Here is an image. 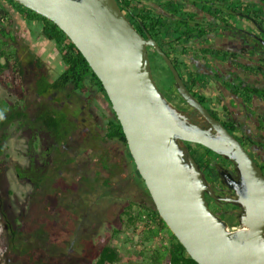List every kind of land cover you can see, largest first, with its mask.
<instances>
[{"label":"flooded vegetation","instance_id":"1","mask_svg":"<svg viewBox=\"0 0 264 264\" xmlns=\"http://www.w3.org/2000/svg\"><path fill=\"white\" fill-rule=\"evenodd\" d=\"M125 1L134 6L129 13L125 12L131 23L144 37L149 34L159 44L171 58L192 96L243 145L264 173V0ZM122 2H118L120 6ZM18 14L9 15L17 17ZM25 14L22 13L21 20L44 24L42 20H29ZM6 30L4 27V33ZM17 30L29 54L25 61L20 60L17 53L14 59L10 58L9 65L18 66L24 78L14 87L23 94L34 93L37 98L33 103L22 101L20 104L6 100L2 103L5 107H0V118L5 119L0 126V138L5 141L14 138L16 134L8 130L18 129L25 134L28 145L27 163L21 165L7 152L9 145L4 143L5 148L0 153V173L12 170L20 180L31 184L32 192L27 210L5 222L4 228L10 246L19 250L15 244L25 236L26 226L31 224L32 231L25 237L28 240L36 238L30 247L39 253L36 249L39 245L48 243L49 248L50 237L54 240V231L49 235V231L41 229V223L33 229L47 214L55 213L54 207L50 206L51 197L59 195L57 205L79 212L81 202L75 200L78 191L71 187L72 190L68 191L71 197L66 203V196H60L66 190L64 187L69 189L72 182L80 180L95 185L97 176L104 181L110 178L109 173H112L116 161L108 140H118L127 147L128 144L107 136L109 124L116 114L106 91L99 92L89 81L86 92L75 89L73 84L50 89L44 94L37 92L36 74L42 71L48 82H54L64 71V61L57 53L45 57L39 41L33 42L31 37H25L20 24ZM9 38L15 40L12 35ZM148 54L154 79L169 102L205 127L210 126L209 121L182 97L174 75L172 83L167 84L156 78V74L162 76L165 72L164 66L170 69L154 46H148ZM158 54L162 64L158 62ZM6 60L4 57V62ZM37 63L41 64L39 69H35ZM76 95L78 101L72 99ZM49 110L65 118L59 129L50 128L43 120L42 115ZM18 112L22 113L20 117ZM11 115L15 117L8 121ZM194 144L185 142L204 172L209 207L228 225H241L242 208L231 201L236 198V192L227 183V178H240L239 169L228 157ZM98 146L101 148L99 153L95 151ZM94 155L99 156L95 161ZM10 161L16 163L19 171ZM104 171L108 175H104ZM82 206L87 203L84 201ZM1 212L2 217L4 212ZM225 215L233 217L228 220ZM95 236L96 230L91 228L89 238ZM39 263H43L41 258Z\"/></svg>","mask_w":264,"mask_h":264},{"label":"water","instance_id":"2","mask_svg":"<svg viewBox=\"0 0 264 264\" xmlns=\"http://www.w3.org/2000/svg\"><path fill=\"white\" fill-rule=\"evenodd\" d=\"M13 1L54 22L86 58L110 99L155 208L191 258L199 264H264V173L192 96L151 35L138 31L117 0ZM148 46L163 57L182 97L210 126L165 97L154 79ZM185 142L236 164L240 178H227V183L236 192L231 201L242 208L239 229L231 231L210 209L204 172Z\"/></svg>","mask_w":264,"mask_h":264},{"label":"rangeland","instance_id":"3","mask_svg":"<svg viewBox=\"0 0 264 264\" xmlns=\"http://www.w3.org/2000/svg\"><path fill=\"white\" fill-rule=\"evenodd\" d=\"M135 2L136 4L138 3L137 1ZM8 9L10 12L5 16V18H0V27L3 29L5 27L7 29L6 31L9 32H0V42H5L2 47L8 49V52H11L8 54L11 59H14L15 56L19 55L20 60L25 61L28 58L29 52L28 47H26L25 43H23L24 41L20 39V32L17 30L19 24L22 26L20 23L21 21L19 22V20L13 16L17 13L16 10L10 6H8ZM9 14L13 15L10 16ZM26 28H28L31 32V36L29 37H31L33 42H38L39 40V42H43L41 47L42 50L40 51H43L45 57L54 53L60 54V49L55 45V43L47 41L46 38L42 36L41 23L37 24L35 22H29L26 23ZM11 35L14 36V41L9 38ZM25 37L28 36L25 34ZM7 43H11L12 46H8ZM158 57V62L162 64L163 61L161 60L162 58L159 54ZM3 61L4 57L1 59V62ZM55 63H58V61H55ZM12 67L18 66L13 65ZM63 68L65 69V63L63 64ZM164 68L165 72L162 76L161 74H156V78L164 84L172 83L173 77L171 72L165 66ZM6 71V73L0 75V107H5V104L3 105L2 103L6 100L15 104H20L22 101L33 103V101L37 98L34 93L32 94L31 92H27L23 94L20 91L15 90L14 86L21 81H24L22 75L20 73H14L11 68H8ZM8 73L9 76H12H10V78L14 81L13 86H8L7 83H4ZM27 81L29 83V78H27ZM160 82L159 85H161ZM72 99L74 101H78L79 97L76 95ZM8 131L9 133L16 135L14 138L5 141V144L9 145V150H7V152L12 155L11 157L13 159L18 160L21 165L26 164L27 155L25 153L28 145L25 134L22 130H14L13 128H10ZM108 141L111 147L112 157L116 161L113 163L114 167L112 173H109V176L112 177L111 183L106 185V183L99 178V176H97V184L95 185L93 183L83 182L80 180L78 183L75 181L74 183L72 182L71 185L69 184V189H67L68 187H64L67 191H63L60 196H66V203H69L71 197L69 192L72 189L70 188H75L78 191L75 200L81 202V208L80 210L78 209L79 212L76 210L73 211L70 208L64 209L57 205L59 195L51 197L53 201L50 206L54 207L55 213L47 214L41 222L45 221V227L50 230V232L54 231V240L50 237L49 248L47 246L48 243L44 245H39L38 243L37 246L39 245V248L36 249L40 254L36 252L35 248L33 251L31 249V252L35 254L31 255L33 256L32 261L28 260L29 253L23 252L21 247H19V250H14V252L12 250L10 251L9 235L7 230L4 228L5 222L10 221V219L14 216H18L22 210H27L32 186L26 180H20L12 170H8L7 173H0V264H81L82 262L90 264L94 263V257H96L95 255L98 252V249L101 248L102 244L106 242L114 243V240L116 244L124 243L125 248L132 256V260L134 259L133 264H149L146 257L147 255L142 256L143 258L137 257L140 250L145 249L138 241V233L144 229L143 222H139L135 229V233L131 227H127L120 219V217H122L123 220H127L126 215L122 213L128 203L124 197L129 193H132L131 197L134 200L137 199L138 201H141L144 197L142 192L144 193L145 188L135 162L130 154L129 148L126 145L121 144L118 140ZM194 145L197 146V144ZM95 149L97 153L101 150L100 146ZM98 157L99 156L94 155L93 161L98 159ZM104 175H108L107 171H104ZM66 177H69V175H66ZM91 184L94 186H91ZM145 198H149L148 193ZM115 200L119 201L117 202L118 204L115 203ZM84 201L87 203V206L85 207L82 206ZM38 202L39 200L37 199V203ZM148 204L151 206L152 203L148 200ZM90 205L92 206L89 207ZM140 209L141 207L134 205V213H137ZM1 211L4 212V216L2 217L1 215L3 214ZM85 211L86 213L84 214ZM97 214H100L107 219V222L100 226V228L99 224L97 225L94 219ZM144 214L145 213L141 215ZM231 217L233 216L230 215L229 218L227 215L224 216V218H228V220H231ZM76 218L82 219L75 220ZM150 218L152 222L155 220L156 222L158 221V219L152 217ZM41 222L37 223L33 229L37 228ZM11 226L12 225L10 224L9 228H11ZM229 227L230 229H233L234 227L240 228L241 225L234 223L229 225ZM91 228H96L97 232L96 236L90 239L89 234L91 232ZM115 229L120 230V232L116 235L114 234ZM31 231L32 226L29 224L26 226L25 236L27 237V234ZM83 235L88 237L87 239L83 238V240L80 241L81 244H79L77 239ZM25 236L23 235L22 238L17 241V245L25 246V244H21L22 241H24L28 246H30L32 242L36 241V238H29L28 240ZM169 236L170 235L165 228L162 229L156 238L157 243L161 241L167 242L165 244V246H167ZM70 246H72V249L69 252ZM139 246L143 248H139ZM80 251L81 254L79 253ZM146 252L147 251H145V254ZM40 258L43 263H39Z\"/></svg>","mask_w":264,"mask_h":264},{"label":"trees","instance_id":"4","mask_svg":"<svg viewBox=\"0 0 264 264\" xmlns=\"http://www.w3.org/2000/svg\"><path fill=\"white\" fill-rule=\"evenodd\" d=\"M118 2L121 0H117ZM8 6L12 7L14 10H16L18 16L16 17L20 23H22V27L24 29V33L29 37L31 36V32L26 28V21L21 20L22 13L26 12L25 16L29 20H42L44 24L42 25V36L46 38L47 41L54 42L55 45L60 49L59 52L61 54V57L65 63V69L62 72V74L54 81V82H48L45 78V75L42 73V71L38 72L35 77V82L37 83V92L39 94H44L48 92L50 89H59L63 88L68 84H73L74 88L77 90H80L81 92L87 91V82L94 84L99 89V92L105 93V89L103 87V84L101 80L98 78V76L93 72L91 67L89 66L86 58L83 56V54L80 52V50L75 46V44L69 39V37L63 32L54 22L48 20L44 16L35 13L34 11L19 5L18 3L14 2L13 0H0V18H5V16L10 12L8 9ZM121 8L123 12L131 11V8H134L129 2L123 0L121 3ZM133 10V9H132ZM134 14V13H133ZM21 15V16H20ZM27 20V19H26ZM1 22V19H0ZM4 29L0 27V32L4 33ZM40 41V40H39ZM43 42H39L40 46H42ZM5 44V42H0V75L6 73L8 68H11L14 73H20V68L18 67H12L9 65L10 62V56H8L9 53L8 49H5L2 47V45ZM7 48V46H6ZM3 57H6L7 60L4 62H1V59ZM41 66L40 63H37L35 66V69H39ZM20 71V72H19ZM11 76V75H10ZM9 73L6 75V79L4 80V83H7L8 86H13L14 81L12 78H10ZM12 77V76H11ZM22 115L21 112H18V116L20 117ZM13 117L15 115H11L8 121H12ZM12 118V119H11ZM43 120L48 123V126L53 129H59L58 127L61 126L65 122V118L63 116L57 115L54 111L49 110L46 111L42 115ZM5 123V119L0 118V126ZM107 136L109 138H118L119 140H122L123 142H127L123 128L117 118H115L110 122L109 124V131L107 133ZM3 141V142H2ZM5 140H2L0 138V153L3 152L5 145ZM211 153L215 154L213 151L208 149ZM10 164L19 171V167L15 165L16 163L13 161H10ZM143 185H144V193L142 192L143 200L138 201L137 199H133L131 197L132 193H129L127 196L124 197V199L128 202L125 206V209L123 210V214L126 215L127 220H123L122 217H120L121 221H123V224L125 223L127 227H131L134 232L136 233L135 229L139 222H143V213H145L148 217H152L155 219H158L154 222H144V229L138 233V241L143 245L145 249L140 250L137 256H144L147 255L148 263L149 264H199L196 262L191 256L187 253L185 247L182 245V243L177 239V237L172 233V231L169 229L165 221L161 218L159 212L155 208L154 202L147 190V187L145 185L144 180L142 177H140ZM104 181V180H103ZM106 185H109L111 183V177L105 179L104 181ZM146 190V192H145ZM149 198L146 199L145 196L147 195ZM141 195V191H140ZM116 198V197H114ZM148 200L152 203L151 206L148 204ZM119 202L118 200H115ZM118 204V203H117ZM134 205H138L141 207V209L134 213ZM90 205L89 207H91ZM102 214V213H101ZM95 223L100 226L104 225L107 222V219H105L100 214L95 216ZM45 221L41 222L42 228L44 231H49L45 227ZM169 233V241L167 246L163 247V244L157 243V236L160 233L162 229H164ZM96 232L97 229L95 228ZM70 232L69 230H67ZM120 230L115 229L114 234L116 235L119 233ZM15 233L18 235L20 232L17 230ZM88 236L83 235L80 236L77 239V242L81 244L80 241L83 240V238L87 239ZM22 238V237H21ZM153 243L152 245L147 247L149 243ZM77 243V244H78ZM151 243V244H152ZM21 244H25V246H19L17 244L16 247H21L23 249V252L29 253L28 260L32 261L33 256L35 255L31 252V247L27 245L26 242L22 241ZM20 244V245H21ZM68 246V245H67ZM14 247L12 245L10 246V249L14 250ZM72 246L69 248V252L72 249ZM142 247V248H143ZM152 247V248H150ZM137 248V247H136ZM68 251V250H67ZM145 251L146 254H145ZM81 254V251L79 252ZM94 257V263L90 264H120L123 261L125 262L128 260V255L124 253L118 245H116L115 240L113 242H106L102 244L101 248L98 249V252ZM81 264H85L82 262Z\"/></svg>","mask_w":264,"mask_h":264},{"label":"crops","instance_id":"5","mask_svg":"<svg viewBox=\"0 0 264 264\" xmlns=\"http://www.w3.org/2000/svg\"><path fill=\"white\" fill-rule=\"evenodd\" d=\"M152 243V242H151ZM151 243H149L148 244V246L147 247H149V246H151L152 244ZM159 243H161V244H163V247L165 246V244L167 243V242H159ZM116 245H118V247L124 252V253H126L127 255H128V260H126L125 262L123 261L122 263H125V264H133L134 263V259L132 260V256L130 255V253L127 251V249L125 248V245H124V243H121V244H116ZM139 248H142V247H140L139 246ZM138 258H143V257H140V256H137ZM122 263H120V264H122Z\"/></svg>","mask_w":264,"mask_h":264},{"label":"built area","instance_id":"6","mask_svg":"<svg viewBox=\"0 0 264 264\" xmlns=\"http://www.w3.org/2000/svg\"><path fill=\"white\" fill-rule=\"evenodd\" d=\"M144 222H152V221H151V218L148 217L146 214L143 215V223H144ZM229 229H230V227H229ZM237 229H239V228L234 227L233 229H230V230H231V231H235V230H237ZM161 237H162V236H161ZM167 264H169V263H167Z\"/></svg>","mask_w":264,"mask_h":264}]
</instances>
